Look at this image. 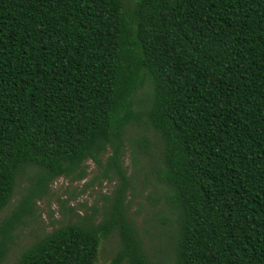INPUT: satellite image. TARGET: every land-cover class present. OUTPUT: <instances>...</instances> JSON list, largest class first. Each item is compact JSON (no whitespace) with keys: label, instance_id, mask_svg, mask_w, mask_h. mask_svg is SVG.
Wrapping results in <instances>:
<instances>
[{"label":"trees","instance_id":"obj_1","mask_svg":"<svg viewBox=\"0 0 264 264\" xmlns=\"http://www.w3.org/2000/svg\"><path fill=\"white\" fill-rule=\"evenodd\" d=\"M143 127L154 142L141 130L130 149L137 170L158 165L165 264H264V0H0V211L30 182L0 264L49 183L108 149L122 181L102 219L53 228L15 264H96L115 230L109 264H157L121 165Z\"/></svg>","mask_w":264,"mask_h":264},{"label":"rangeland","instance_id":"obj_2","mask_svg":"<svg viewBox=\"0 0 264 264\" xmlns=\"http://www.w3.org/2000/svg\"><path fill=\"white\" fill-rule=\"evenodd\" d=\"M141 130L150 137L151 142L155 140L153 133L144 127L128 129L126 132L125 153L121 158V165L130 182L126 189L125 202L128 214L132 217L136 228L139 229L146 248L157 264H165L167 260L160 249L165 247L167 236L161 234L164 229L157 221L155 213L160 205L153 204L150 199V195L155 191L153 184L156 182L158 165L153 161L148 162L147 160L152 158L147 155L137 170L130 149L129 140L136 137L137 132ZM112 154L113 150L108 149L101 159V165L93 160L86 161L83 165V175L76 171L73 174L53 179L46 191L41 193L40 197L35 198L33 213L27 215L23 223L14 230V243L1 264H15L30 245L53 228L69 222L82 221L86 216L90 217L93 214L95 221L101 220L109 198L113 196L122 181L120 174L112 170L109 176L105 177L109 157ZM28 179L27 175L19 179L12 200L0 211V223L10 216L20 203L22 195L26 192L25 187L30 186ZM147 180L149 181L146 182ZM143 182L146 183L143 184ZM115 198L116 196L110 206ZM121 244L122 239L119 232L113 231L107 239L102 240L96 264H109Z\"/></svg>","mask_w":264,"mask_h":264}]
</instances>
